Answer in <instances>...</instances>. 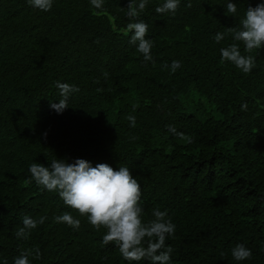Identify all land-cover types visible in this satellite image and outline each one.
<instances>
[{
	"label": "trees",
	"instance_id": "trees-1",
	"mask_svg": "<svg viewBox=\"0 0 264 264\" xmlns=\"http://www.w3.org/2000/svg\"><path fill=\"white\" fill-rule=\"evenodd\" d=\"M129 2L95 9L90 0H54L42 12L0 0V264L35 247L42 255L31 264H128L114 243L101 246L105 228L27 182L31 163L56 158L129 167L143 220L159 208L176 225L166 241L171 264H264V47L253 51L249 74L220 63V49L233 43L228 27L264 0H231L236 17L226 15L228 0H180L175 15L155 11L165 0H148L140 19L153 42L149 62L125 35ZM217 32L226 34L220 43ZM173 60L182 62L174 74L164 67ZM56 81L79 88L62 114L50 108L62 98ZM66 211L79 230L54 222ZM25 215L47 219L17 239ZM238 243L249 260L233 259Z\"/></svg>",
	"mask_w": 264,
	"mask_h": 264
},
{
	"label": "clouds",
	"instance_id": "clouds-1",
	"mask_svg": "<svg viewBox=\"0 0 264 264\" xmlns=\"http://www.w3.org/2000/svg\"><path fill=\"white\" fill-rule=\"evenodd\" d=\"M54 0H27V4L33 9L48 12L53 7ZM148 0H130L127 7L129 23L126 26L125 35H130L129 43L134 45L145 62L153 60V42L146 39L148 24L140 19L145 11ZM90 5L95 9H102L104 0H90ZM189 0L187 7H191ZM180 7V0H165L156 7L158 14L175 15ZM237 5L228 0L226 15L236 17ZM233 43L220 49V63L230 62L244 74H249L256 67V57L252 55L254 50L264 47V3L246 7L243 17L239 21V27H228ZM225 33L217 32L214 40L220 43L225 39ZM240 44L244 46L241 53ZM182 62L173 60L171 65L165 63L164 67H170L171 73L181 68ZM56 88L62 97L59 103L50 101V108L58 114L68 107V99L79 88L68 83L55 82ZM134 109L137 107L133 106ZM247 104L241 105L242 111H247ZM130 127L136 126L135 116H127ZM168 131L187 143H192L190 136L169 124ZM46 139L47 133H44ZM135 139V137H133ZM31 179L38 186L59 195L64 204L73 210H77L80 216H86L88 222L96 231L101 227L106 229L102 236L101 246L114 243L119 249L123 259L128 264L147 260L150 264H171V254L174 249L166 245L169 237L175 233L176 225L168 218L167 210L161 211L154 208L151 219L143 220V201L140 183L133 177L129 167L120 165L114 170L106 163H98L95 166L85 159H76L68 163L62 159H53L49 166L33 162L29 165ZM47 217L41 216L38 220L28 215L22 217L23 227L15 233L17 239L28 240L31 231L38 225L44 224ZM55 223L66 224L74 231L79 230L81 221L74 218L70 212H63L53 218ZM38 247L21 250L14 257V264H31L30 257L41 258ZM233 259L237 262L249 260L252 252L244 244L238 243L231 250ZM3 264H8L7 260Z\"/></svg>",
	"mask_w": 264,
	"mask_h": 264
}]
</instances>
